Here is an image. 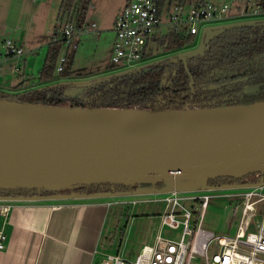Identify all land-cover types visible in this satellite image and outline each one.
<instances>
[{"label": "water", "instance_id": "obj_1", "mask_svg": "<svg viewBox=\"0 0 264 264\" xmlns=\"http://www.w3.org/2000/svg\"><path fill=\"white\" fill-rule=\"evenodd\" d=\"M249 25L254 24L207 28L202 34L203 50L225 32ZM200 53L172 55L115 75L64 85L87 88L166 59L171 64L186 62ZM252 174H264V102L152 111L0 99V190L68 192L52 197H0V201L204 190L214 187L210 180L244 179ZM158 181L163 185L160 189L155 187ZM105 183L137 187L105 195L76 192V187ZM149 184L153 189H139Z\"/></svg>", "mask_w": 264, "mask_h": 264}, {"label": "trees", "instance_id": "obj_2", "mask_svg": "<svg viewBox=\"0 0 264 264\" xmlns=\"http://www.w3.org/2000/svg\"><path fill=\"white\" fill-rule=\"evenodd\" d=\"M190 1L162 0L164 13L173 6L186 5ZM91 2L92 0H61L58 21L63 22L73 16L79 23H84ZM257 3L264 13V0H257ZM195 40V36L183 38L172 31L162 36H154L155 49L148 57L158 60L159 53H175ZM62 47L61 41L51 40L48 44L46 57L39 72V83L46 85L44 89H26L21 95L0 91V99L47 106L138 108L152 111L264 102L262 25L254 24L227 31L208 44L202 53L186 62L171 64L166 59L151 64L140 72L115 77L106 83L87 88L62 84L48 86L57 82L65 73H57ZM239 78L247 80L232 83ZM219 84L225 85L210 89V86ZM252 176L253 174L244 179L218 178L210 180L209 184L251 182ZM263 180L264 174L258 175L256 181ZM136 187L111 183L93 184L76 187V192L86 196L105 195L135 191ZM67 193V190H0V197H52Z\"/></svg>", "mask_w": 264, "mask_h": 264}, {"label": "built area", "instance_id": "obj_3", "mask_svg": "<svg viewBox=\"0 0 264 264\" xmlns=\"http://www.w3.org/2000/svg\"><path fill=\"white\" fill-rule=\"evenodd\" d=\"M261 13L263 12L257 0H238L235 7L229 3L191 0L186 5L173 6L165 13L162 0H128L114 22L115 37L111 62L123 70L149 62L151 59L148 55L154 51L153 38L160 36L156 31L163 24L166 15L169 32L186 38L200 35L202 27L208 23L258 16ZM61 25L62 31H54L50 39L63 43L64 54L59 58L57 73L65 71L70 52L78 49V42L74 39L94 32L96 28L95 23L86 25L70 18L60 22ZM3 48L12 58H21L25 53L23 47L10 39L3 43ZM20 70L19 64H16L14 71ZM250 183L248 186H238L239 183L213 185L210 189L194 191L173 190L147 194L153 196L147 200L120 202L132 205L146 201L164 202L166 212L161 216L162 225L172 229L183 226V231L179 240L166 238L160 231L154 243L145 245L134 260H127L116 254L109 255L104 264H193L198 257L203 259V264H264V215L257 231L250 230L248 219L256 212L258 205L264 206V180ZM230 185L231 187L224 188ZM213 198L228 199L234 212L240 214L236 218L238 223L234 236L216 235L203 228L204 217ZM184 203L198 204L194 227L191 226L193 212L186 208ZM11 207L12 205L7 203L1 205V217L6 219ZM6 238L0 229V250L5 248Z\"/></svg>", "mask_w": 264, "mask_h": 264}, {"label": "rangeland", "instance_id": "obj_4", "mask_svg": "<svg viewBox=\"0 0 264 264\" xmlns=\"http://www.w3.org/2000/svg\"><path fill=\"white\" fill-rule=\"evenodd\" d=\"M127 0H92L84 24H96L94 32L77 36L78 49L71 51L65 66V73L60 79L48 86H57L68 82L93 81L98 77L115 75L123 69L111 62V52L115 33L114 19ZM217 3H229L235 7L238 0H210ZM61 0H0V84L4 81L5 90L13 93L14 89L21 92L20 87L42 90L46 85L39 83V72L43 66L48 43L52 33L61 32L63 27L58 21ZM75 22L73 16L69 17ZM168 16H164L163 24L156 31L160 36L169 33L166 24ZM236 23H263L264 13L258 16L211 22L202 27L201 34L185 48L165 55L159 53V59L172 55L184 56L190 53H200L204 48L203 33L207 28H217ZM10 39L24 49V56L12 58L7 55L3 43ZM155 49V45L153 46ZM64 54L61 51L60 56ZM19 64L20 72L14 67ZM28 86V88H27ZM68 87H70L68 85ZM25 89V90H26ZM70 90V89H69ZM194 181V179H191ZM151 184L139 187L140 190H151ZM157 189L163 187L162 182H156ZM153 196H125L123 201H142ZM193 212L191 226L196 225L198 204L184 203ZM166 212L164 202L146 201L132 204H114L111 208L107 226L100 245V259L109 255L120 254L127 260H134L145 245H152L155 236L161 231L162 235L172 240H179L183 226L172 229L162 225V215ZM264 206H257L256 212L248 217L250 230L257 231L263 220ZM240 214L234 212L228 199L213 198L204 217L203 228L216 235L234 236L237 231V220ZM232 225V227H230ZM203 259H195L193 264H203Z\"/></svg>", "mask_w": 264, "mask_h": 264}, {"label": "crops", "instance_id": "obj_5", "mask_svg": "<svg viewBox=\"0 0 264 264\" xmlns=\"http://www.w3.org/2000/svg\"><path fill=\"white\" fill-rule=\"evenodd\" d=\"M3 84L0 91L9 93ZM20 89L12 94L26 87ZM122 201L117 196L0 201V206L12 205L6 219L0 215V229L7 237L0 264H104L101 241L112 206Z\"/></svg>", "mask_w": 264, "mask_h": 264}, {"label": "flooded vegetation", "instance_id": "obj_6", "mask_svg": "<svg viewBox=\"0 0 264 264\" xmlns=\"http://www.w3.org/2000/svg\"><path fill=\"white\" fill-rule=\"evenodd\" d=\"M155 58H157V57H155ZM152 60H153V58H152ZM243 80H247V78H239V79L233 81L232 83L241 82ZM164 82H165V80H164ZM223 85H225V84H219V85H216V86H220V87H217V88H221ZM210 89H214V88H210ZM257 178H258L257 174H253V176L251 177V179H252L251 182L256 181Z\"/></svg>", "mask_w": 264, "mask_h": 264}]
</instances>
